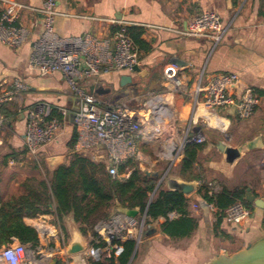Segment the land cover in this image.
Instances as JSON below:
<instances>
[{
  "label": "crops",
  "instance_id": "obj_1",
  "mask_svg": "<svg viewBox=\"0 0 264 264\" xmlns=\"http://www.w3.org/2000/svg\"><path fill=\"white\" fill-rule=\"evenodd\" d=\"M8 1L35 10L41 9L43 4V0ZM206 11L215 12L221 18L224 34L219 41L181 34L194 16ZM56 12L58 15L54 21V31L60 37H79L84 34L107 37L117 26L107 21L141 28V39L150 47L148 52L140 51L141 72L162 73L168 64L177 66V86L182 91L166 92L163 95L164 103L166 105L173 97L180 98L182 120L186 121L192 113L191 121L184 124L185 128L189 126L190 135L200 132L204 139L203 148L193 166V173L200 178L195 181L198 189L205 185L209 189L208 195H214L223 189L243 188L264 205V0H58ZM20 23L29 32L28 40L16 50L0 45V85L3 89H9L16 80L24 84L27 90L20 97L24 105L46 101L55 106H66L74 97L61 75L56 73L39 77L28 65L32 45L41 31L40 15L23 11ZM222 73H236L239 77L238 84L230 91L233 98L239 99L244 93L250 92L258 99L248 119H240L231 110H217L216 115L201 105H197L194 110L193 91L199 77H203L202 84H205L209 76ZM113 78L111 76L108 79L109 85L114 84ZM162 84L160 79L154 91H163ZM82 87L91 90L90 83ZM18 105L10 102L4 106L11 113L9 116H12L5 132L9 131L6 142L9 150L14 153L7 155L2 165L8 172L15 167L8 177H0V199L21 194L20 183L24 179L39 178L35 165L31 168L19 163L25 153L23 136L26 123L19 115ZM187 107L188 111L183 112ZM199 109L207 116L220 120L219 127L209 126L204 116H195ZM167 115L165 113L166 119ZM198 121L210 129L204 133L205 129L201 131L191 126ZM71 133L72 128L66 125L55 143L42 148L39 163L47 172L69 163L72 151L67 144ZM1 138L3 144V136ZM219 143L224 145L223 151L218 149ZM50 158H55L54 165L47 162ZM152 173H157L159 177L163 175L159 171ZM197 190L186 197L187 212L197 222L193 233L184 238H170L162 232L161 225L165 219L160 217L152 223L158 227V232L150 238L135 242L127 264H206L216 255L232 254L243 249L264 233V207L256 209L251 205L248 219L238 226L228 225L223 219L218 222L220 212L212 204H207L197 194ZM115 213L113 208L111 216ZM177 217L175 215L169 220ZM23 221L36 230L38 247L43 250L54 249L51 264H90L92 259L83 254H66L67 246L78 233L71 216L63 218L62 226L53 225V217L50 215L25 218ZM90 236L82 237L87 245ZM127 239L132 238H125L121 242ZM120 251L117 247L113 254L116 264Z\"/></svg>",
  "mask_w": 264,
  "mask_h": 264
},
{
  "label": "built area",
  "instance_id": "obj_2",
  "mask_svg": "<svg viewBox=\"0 0 264 264\" xmlns=\"http://www.w3.org/2000/svg\"><path fill=\"white\" fill-rule=\"evenodd\" d=\"M57 1L43 0L42 8L35 10L15 1L0 0V45L13 50L19 49L29 36L28 30L20 23L21 12L39 14L41 31L32 45L29 68L39 77L60 74L76 99L78 110L70 112L66 106H55L46 101L24 105L20 97L27 87L17 80L9 89H3L0 85V110L10 102L19 104V115L26 123L23 136L26 161L39 165L42 148L59 139L66 127V118L72 114V126L76 133L72 154L103 164L112 178L126 179L130 170L125 168L126 171L119 174V168L128 162L140 160L138 141L143 143L151 140L146 136L144 124L156 118L165 107V103H161L163 95L153 91L143 96H122L112 101L111 96L95 94L93 89L97 84L109 86L108 79L112 74L133 72L134 67L141 69V53L128 35L126 24L115 21H107L117 26L111 35L104 38L90 34L79 37L58 36L54 31V21L58 15ZM181 34L219 41L224 34V27L218 14L206 11L194 16ZM177 73L178 68L173 64L162 69L164 93H181L182 90L177 86ZM202 81L203 77L200 76L193 91L194 110L197 105H201L203 109L216 115L217 110L235 108L234 114L240 119H248L258 104V99L250 92L244 93L239 99L231 96V89L239 82L236 73L209 76L205 84ZM85 83L91 84L90 91L82 87ZM7 123L8 119L0 112V145ZM189 130L188 126L182 144L171 150V164L182 157L187 144L203 143L200 132L190 135ZM167 172L163 173L164 178L168 175ZM207 186L210 188V185ZM221 215L226 224L238 226L250 217L251 212L237 202ZM174 216L175 214H169L168 218ZM154 222L146 212L133 219L115 213L108 221H100L95 226L96 236H90L82 254L94 261L110 259L118 247L116 241L132 238L138 242L145 226ZM104 232L111 235V239L107 240ZM54 253L53 248L43 250L37 245L22 244L15 240L11 245L0 248V264H51Z\"/></svg>",
  "mask_w": 264,
  "mask_h": 264
},
{
  "label": "trees",
  "instance_id": "obj_3",
  "mask_svg": "<svg viewBox=\"0 0 264 264\" xmlns=\"http://www.w3.org/2000/svg\"><path fill=\"white\" fill-rule=\"evenodd\" d=\"M127 33L139 51L150 50L149 45L141 39L143 35L141 28L127 27ZM0 112L7 116L8 120L12 119L8 108L3 107ZM75 142L76 133L72 130L67 147L72 149ZM202 148L203 143H189L184 147L175 176L188 182L200 180L199 176L193 173V166ZM125 168L130 170L126 179L112 178L107 174L103 164L93 163L85 157L72 154L67 165H60L47 172L45 178L24 179L20 183L21 194L0 199V248L11 245L15 240L36 246L37 232L23 220L41 215L52 216L53 225L57 226H62L64 217L71 216L84 238L88 234L95 237V226L111 217L115 202L124 208L138 209L139 215L146 212L152 221L164 218L165 222L162 223L161 229L163 234L170 238L190 236L196 229L197 222L187 212V198L178 192L158 188L150 200L158 178L145 175L135 162H128L120 167L119 174L125 172ZM208 192L209 189L205 185H201L197 190V194L201 195L207 204H212L220 214L237 202L251 209V205L243 200L245 194L243 188L223 189L214 195H208ZM169 214L178 217L169 220ZM221 219L222 215L218 222ZM262 227L264 230V218ZM115 243L121 249L116 258L117 264H127L133 254L135 241L127 239ZM101 245L103 246L104 242ZM89 263L116 264L113 257L103 261L90 260Z\"/></svg>",
  "mask_w": 264,
  "mask_h": 264
},
{
  "label": "water",
  "instance_id": "obj_4",
  "mask_svg": "<svg viewBox=\"0 0 264 264\" xmlns=\"http://www.w3.org/2000/svg\"><path fill=\"white\" fill-rule=\"evenodd\" d=\"M111 76L114 77L112 80L114 84L103 87L99 83L97 84L96 88L93 89V92L99 96H111L112 101H115L122 96H143L151 93L157 88V85L161 79V73H150L147 71L141 72V69L137 67L133 68V72H117ZM114 91L115 93H113ZM75 104L76 99L73 98L71 101H68L66 107L70 110V112H76L78 109ZM230 110L233 113L235 108H231ZM72 118L73 115L69 114L66 118V125L71 127L73 130ZM224 148V145L221 143L218 144V149L220 151H223ZM229 153H231V151H229ZM172 154H174V152ZM54 160L55 158H50L47 159V162L54 165ZM145 175L158 178L157 185L150 200L159 187H164L165 190L170 192H178L184 197L191 195L198 189V184L195 181L188 182L178 177L169 175L165 176V178L164 175L159 177L157 173L145 172ZM243 200L256 209H262L264 207L263 202L259 199H256L255 196L249 192V190L245 191ZM49 208H51V206H49ZM114 210L116 213L131 219L136 218L139 214L138 209H128L121 207L118 202L114 203ZM157 232L158 227L156 225L147 224L141 233L140 240L150 238ZM82 237L83 236L78 231L77 237L74 238L67 246V255H79L85 251L87 244L82 239ZM206 264H264V233L250 241L243 249L232 254L224 253L216 255Z\"/></svg>",
  "mask_w": 264,
  "mask_h": 264
},
{
  "label": "rangeland",
  "instance_id": "obj_5",
  "mask_svg": "<svg viewBox=\"0 0 264 264\" xmlns=\"http://www.w3.org/2000/svg\"><path fill=\"white\" fill-rule=\"evenodd\" d=\"M164 92H165L164 90L163 91L160 90L155 93L164 95L165 94ZM180 104H181L180 98L173 97V99L168 100V103L165 105L163 109H161V112L164 114L165 113L170 114V115L173 114L170 120V123L168 120H167L168 122H166L167 124L166 123L163 124L161 122L159 125L160 130L158 133L153 132V131L149 133L147 138L148 137L151 138L152 142L147 141L148 144H143L141 143L142 141H138V144L140 146V160L135 162V165L138 167V169L141 172L152 173L153 171H159V172L164 173L165 171L169 169L168 175L175 176V173L177 172V167H174V166L179 162L176 161L174 164H171L170 157L168 158L166 156V152L168 151L169 145L173 144L174 147L177 148L182 144V142L184 141V137L186 135V130H187V128H185V125H186L185 123H188L189 121H191V118H192L191 116L192 113L190 112L189 118H187L186 121L182 120L183 116L180 115V111H181ZM184 111L187 112L188 107L185 110H183V112ZM158 117L160 119L161 115H156L155 119H157ZM144 125L146 129L147 124H144ZM191 126L197 128V130L200 129L201 131L205 129L204 133L208 131L206 129H210L207 127V125H201L199 121L195 125L191 124ZM8 133L9 131L2 133L3 144L0 145V177L1 179L3 177L5 178L8 177V175H10V173L13 171L12 169H14L15 167L13 166L11 170H9L8 172L6 168L2 165L4 158L7 155H12L11 153H14L11 150H9V146L7 145V142H6ZM189 133H191L190 130H189ZM195 134H197V132L194 133V135ZM19 163L22 165H25L26 167H31V168L35 165V167H37V170H36L37 174L39 176L38 179H43L46 177L47 171L46 169H44V167L40 163H39V166H37L36 164L32 162L31 163L26 162L24 158L19 159ZM159 188L165 189L164 187H159ZM104 233H105L107 240L111 239V235H108V234L106 235V232Z\"/></svg>",
  "mask_w": 264,
  "mask_h": 264
},
{
  "label": "bare ground",
  "instance_id": "obj_6",
  "mask_svg": "<svg viewBox=\"0 0 264 264\" xmlns=\"http://www.w3.org/2000/svg\"><path fill=\"white\" fill-rule=\"evenodd\" d=\"M162 102V104H164V100L162 99L161 100ZM161 115V118L159 119V117L157 118V119H153V120H151L149 123H148V125H147V127H146V136H148L149 135V133L151 132V131H155L156 133H158L159 132V125H160V123L162 122L163 124H165L166 122H168L169 121V123H170V120H171V118H172V116H173V114L172 115H167L166 117H167V119L165 118V114L164 113H161L160 114ZM175 116V115H174ZM195 116H204L205 118H207L208 119V124H209V126H212V127H217L218 126V124H221V121L220 120H216L215 118H211V117H209V116H207V114H205V112L203 111V110H201V109H199L198 111H197V113H196V115ZM174 118V117H173ZM168 120V121H167ZM165 121V122H164ZM167 124V123H166ZM170 125V124H169ZM149 138V137H148ZM178 138V137H177ZM174 148V145L173 144H171V145H169V148H168V151L166 152V156L169 158L170 157V152H171V150Z\"/></svg>",
  "mask_w": 264,
  "mask_h": 264
}]
</instances>
